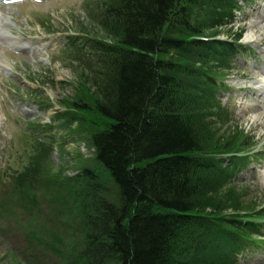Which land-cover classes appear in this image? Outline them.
<instances>
[{"label":"trees","instance_id":"obj_1","mask_svg":"<svg viewBox=\"0 0 264 264\" xmlns=\"http://www.w3.org/2000/svg\"><path fill=\"white\" fill-rule=\"evenodd\" d=\"M187 2L197 0H105L97 13L117 44L103 48L98 83L96 112L110 125L92 141L118 203L98 204L85 193L98 186L95 179L85 182L93 177L90 171L79 182L81 196L92 202L83 208L87 245L113 264H190L198 239L215 227L257 232L252 221H233L218 214L223 209L207 207L214 187L202 178L210 172L207 156L219 136L193 123L179 69L157 58L168 50L193 49L172 35L196 34ZM77 101L81 105H73L84 113L82 99Z\"/></svg>","mask_w":264,"mask_h":264},{"label":"rangeland","instance_id":"obj_2","mask_svg":"<svg viewBox=\"0 0 264 264\" xmlns=\"http://www.w3.org/2000/svg\"><path fill=\"white\" fill-rule=\"evenodd\" d=\"M220 1L200 0L193 12L206 35L224 33L222 37L228 38L226 29L217 30L221 19L217 21L213 4ZM45 9L47 11H36V6H33L26 18L40 14L41 19L46 20L49 15L53 16L51 30L60 32L53 35L59 40L71 35V31L81 24L87 26L88 34L102 37L97 27L84 15L83 0L49 3ZM238 19L239 26L227 29L231 32H238V29L248 31L244 21ZM26 23L25 19L23 27H11L5 25L4 18H0V42L7 40L9 34L16 35L19 27L24 34L47 37L40 24L32 27L35 31L31 32L24 28H28ZM9 47L0 52V264H113L110 258L96 250L93 252L87 245V212L83 208L86 205L91 208L92 202L87 197H80L85 188L79 177L83 172L90 171L93 177L85 182L95 179L98 186H88L85 193L90 191L95 195L98 204L118 203L117 188L107 172L98 165L89 138L93 131L110 125L105 117L96 112L97 103L102 99L98 85L95 87L92 75L75 73L69 66L70 61L60 58L57 52L38 57L33 54L24 60L14 57V51ZM203 58L202 49L194 52L189 68L195 71V62ZM50 64L53 65L52 73L48 72ZM207 65L214 69L211 63ZM36 74L41 75L39 86L30 79ZM233 75H228V83L234 81ZM185 81L188 82V78ZM29 89H40L39 100L46 101L50 109H45V104L36 103ZM79 98L84 103L85 113L73 115L76 123L71 128L72 119L59 124L49 121L47 117L55 115L57 109L60 112L57 111L56 115L65 114L61 117L70 118L71 115L62 112L64 108L60 107L77 103ZM207 113L205 111L200 117ZM40 118L44 123L49 121L55 127L54 131L43 134ZM249 118H239L236 114L238 125L233 123V127L241 128L252 139L255 137L259 142L257 147H264V130L256 121L250 122ZM37 125L40 128H36ZM222 140L218 139L215 147L221 145ZM77 175V180L73 179ZM236 186L245 189V195L231 198L223 191L211 197L207 207L213 210L217 207L223 210L230 208L226 212L236 219L254 217L252 213L247 214L249 211L232 210L240 209L243 204L252 203L255 209L264 210V177L247 175L245 181ZM239 194L242 193H236V197ZM214 197L219 205L212 201ZM222 242L220 245L228 248ZM259 259L242 264H264V259ZM207 261L208 257H205L195 263L191 260L190 264H208Z\"/></svg>","mask_w":264,"mask_h":264},{"label":"bare ground","instance_id":"obj_3","mask_svg":"<svg viewBox=\"0 0 264 264\" xmlns=\"http://www.w3.org/2000/svg\"><path fill=\"white\" fill-rule=\"evenodd\" d=\"M247 37L251 38L252 40H256V41H254V45H256L258 43V36L254 32V30H250V33L248 34Z\"/></svg>","mask_w":264,"mask_h":264}]
</instances>
